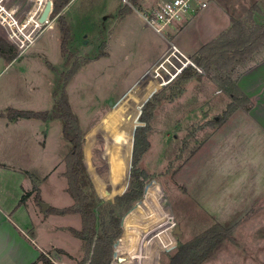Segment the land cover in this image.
Instances as JSON below:
<instances>
[{
	"label": "rangeland",
	"instance_id": "obj_1",
	"mask_svg": "<svg viewBox=\"0 0 264 264\" xmlns=\"http://www.w3.org/2000/svg\"><path fill=\"white\" fill-rule=\"evenodd\" d=\"M155 1L129 0V4L123 5L121 0H70L57 16L50 17L48 24L36 31L30 42H24L22 49L9 41L0 26V46L16 52L11 62H4L1 66L0 111L8 108L50 111L54 103L51 93L57 77L47 63L61 71L64 61L59 49L58 16L68 24L71 32L69 49L83 65L65 92L84 132L86 168L90 162L94 180L102 192L110 193L103 200H112L128 188L131 133L136 126L143 125L138 118L142 104L155 93H159L158 97L167 94V87L176 80L162 87L149 86L153 83L149 64L164 49L166 52L169 43L177 46L176 36L183 28L172 30L164 37L148 28L136 12ZM207 2L208 14L195 21L193 34L189 36L193 45L197 40L201 42L211 37L210 42L215 40L221 33L232 29L235 21L247 27L264 24V0ZM3 5L6 9H17L14 19L19 24L34 7L28 0H4ZM103 51L106 56L95 59ZM180 51L193 62L194 54ZM261 51L264 47L244 61L237 59L233 71L245 69ZM197 68L201 78L188 81L183 94L173 101L159 100L152 111L148 134L150 147L138 166L149 176L145 189L156 194L154 196L160 200L164 214L174 217L176 228L181 233L173 237V249L161 252L158 258L144 264H168V257L180 244L216 223L232 227L234 241L226 242L227 245L201 264H228L235 255L251 258L256 253L252 243L264 238V235L239 231L237 234L238 227L259 221L249 219L251 211L245 212L246 218L240 220L221 218L223 212L233 210L231 202L223 205L218 200L222 194L232 193L234 175L233 172L227 175V172L219 171V148L231 145L224 140L217 141L218 128L211 127V120L222 115L229 99L215 82L217 72L214 66L208 72ZM232 72L230 76L233 79L235 74ZM16 126L0 127L1 135H6L12 144L10 148L3 149L2 160L16 170L24 171L34 192L38 191L37 214L49 215L41 226L44 241L51 240L52 244L67 252L58 249L46 251L48 259L53 264H78L83 257V249L80 240L69 229H80V217L46 212L49 207L66 208L73 202L66 192L67 182L63 176L69 143L62 137L61 123L58 120L42 122L33 119ZM42 144L45 145L44 150L41 149ZM209 144L214 149L212 153ZM40 204L48 206L45 211ZM136 216L137 219L149 220V216L143 213ZM36 219L31 218L34 225ZM122 222L123 219L121 225ZM259 249L260 257L264 258V247Z\"/></svg>",
	"mask_w": 264,
	"mask_h": 264
},
{
	"label": "trees",
	"instance_id": "obj_2",
	"mask_svg": "<svg viewBox=\"0 0 264 264\" xmlns=\"http://www.w3.org/2000/svg\"><path fill=\"white\" fill-rule=\"evenodd\" d=\"M69 2L70 0H52L50 17L57 16ZM57 26L60 35L59 49L64 61L61 71L47 63L50 71L57 77L55 88L51 93L54 100L52 109L50 111H30L8 108L1 112L0 116L9 121L37 119L42 122L58 120L61 123L62 137L69 143V150L64 160L65 171L63 176L67 182L66 192L73 202L71 206L66 208L49 207L46 212L56 215H78L80 217V229H69L72 235L80 240L83 249V257L78 264H110L114 242L121 233L122 216L132 209L135 202L141 199L146 182L149 180V176L138 165L150 147L148 134L151 129L152 111L159 100L173 101L183 94L188 81L193 78H201V76L195 68L188 67L167 87V94L158 97L159 93H155L142 104L138 118L143 125L136 126L131 133L132 152L128 188L112 200H103L99 196L106 198L110 193L102 192L100 185L94 180L90 162L87 163L86 169L83 151L84 132L81 130L77 116L71 110L65 92L66 86L83 63H80L76 54L69 49L71 32L62 16H58ZM263 45L264 24L247 27L243 23L235 21L232 29L221 33L215 40L201 45L192 56L193 63L204 72H208L211 66L215 67L217 72L214 78L215 82L229 98V103L222 115L211 120L212 128L221 127L238 108L245 111L250 110L252 101L239 91L230 74L235 66L234 63H237V59L244 61L249 55L261 50ZM14 56H16L15 50L0 46V57L5 62H11ZM104 56H106L105 51L96 56L95 59ZM128 164L129 156L127 171ZM36 199L38 200L39 197L36 196ZM23 201L24 196L19 204H22ZM233 241L232 227L216 223L190 241L180 244L175 253L168 257V264H201L211 259L224 243ZM40 260L44 264H53L43 254H41Z\"/></svg>",
	"mask_w": 264,
	"mask_h": 264
},
{
	"label": "crops",
	"instance_id": "obj_3",
	"mask_svg": "<svg viewBox=\"0 0 264 264\" xmlns=\"http://www.w3.org/2000/svg\"><path fill=\"white\" fill-rule=\"evenodd\" d=\"M207 8L181 26L183 28L176 36L179 50L193 55L201 45L210 42L213 38H207L204 41L202 39L201 42L197 40V43L193 45L189 37L193 34V29L196 26L195 21L203 14H208L209 9L207 10ZM164 54L165 49L152 60L148 69L150 70ZM254 59L245 69L239 68L241 70L235 72L236 68L232 72L235 74L233 80L239 91L252 101V106L249 111L238 108L218 128L217 141L223 142L222 140H224V143L227 142L231 145L219 148L221 164L219 171H225L227 175L233 172L234 175L232 193L222 194L218 202L223 205L231 202L233 206V210L227 213L223 212L221 218L231 217L240 220L246 218L244 217L245 212L251 211L249 219L259 220L251 222L247 226L238 227L237 234L239 231V233H248L249 235H264V51L258 53ZM4 62L5 60L0 57V74ZM27 121L32 122L33 119L9 121L0 116V127L7 128L12 124L18 126ZM11 145L6 135L2 136L0 133V264H44L40 260V256L41 254L47 256L46 251L58 249L64 253L67 252L56 247L51 240L44 241L41 226L48 220L49 215L44 213L45 215L38 216L39 214H37L36 194L39 197L38 191L34 192V187L28 182L24 171L16 170L12 165L2 160L3 149L7 146L10 148ZM41 147L42 150L45 149L44 144ZM209 147H211L210 144ZM210 150L211 153L214 151L212 147ZM90 179L93 183L92 178ZM23 196L24 201L19 204ZM32 217L37 218L35 225L31 220ZM243 224L246 225V223ZM254 242L252 248L256 253L253 257L242 258L235 255L229 263L264 264V258L260 257L261 249H259L264 247V238L256 239ZM224 245L227 244L224 243L219 250Z\"/></svg>",
	"mask_w": 264,
	"mask_h": 264
},
{
	"label": "built area",
	"instance_id": "obj_4",
	"mask_svg": "<svg viewBox=\"0 0 264 264\" xmlns=\"http://www.w3.org/2000/svg\"><path fill=\"white\" fill-rule=\"evenodd\" d=\"M28 1H31L34 7H31L32 10L26 15V19L19 24L14 19L17 9H6L4 0H0V26L4 28L9 41L19 49L24 47V42L31 41V37L43 26L38 23V18L46 3L51 0ZM121 1L123 5L129 4V0ZM207 6V0H156L153 5L136 13L148 28L164 37L165 34L183 26ZM51 12L52 6L50 15ZM48 22L49 18L44 25ZM189 66L199 71L190 58L176 45L169 43L163 57L149 72L154 83L149 86L156 88L169 85ZM154 195L156 194L145 189L141 199L135 202L132 209L122 218L121 233L114 242L110 264H144L147 260L158 258L161 252L170 251L175 247L174 217L164 214L160 200ZM140 213L149 216V222L146 219H137L136 214L140 216Z\"/></svg>",
	"mask_w": 264,
	"mask_h": 264
},
{
	"label": "water",
	"instance_id": "obj_5",
	"mask_svg": "<svg viewBox=\"0 0 264 264\" xmlns=\"http://www.w3.org/2000/svg\"><path fill=\"white\" fill-rule=\"evenodd\" d=\"M51 6H52V3H51V1H48L47 3H46V5H45V7H44V9H43V11H42V13H41V15L39 16V18H38V23L39 24H41V25H44L45 24V22L47 21V19L49 18V15H50V11H51ZM87 173H88V175L90 176V173H89V171L87 170ZM90 178H91V176H90ZM41 205V207H42V210L43 211H45V209H46V205L45 204H40ZM180 230L178 229V228H176L175 229V235H180Z\"/></svg>",
	"mask_w": 264,
	"mask_h": 264
},
{
	"label": "flooded vegetation",
	"instance_id": "obj_6",
	"mask_svg": "<svg viewBox=\"0 0 264 264\" xmlns=\"http://www.w3.org/2000/svg\"><path fill=\"white\" fill-rule=\"evenodd\" d=\"M28 10H29V8H28Z\"/></svg>",
	"mask_w": 264,
	"mask_h": 264
}]
</instances>
